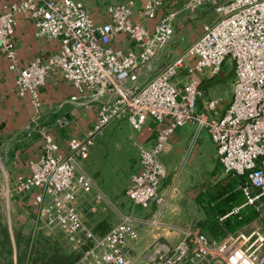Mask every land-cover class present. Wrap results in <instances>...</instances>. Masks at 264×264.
Here are the masks:
<instances>
[{
  "label": "built area",
  "instance_id": "built-area-1",
  "mask_svg": "<svg viewBox=\"0 0 264 264\" xmlns=\"http://www.w3.org/2000/svg\"><path fill=\"white\" fill-rule=\"evenodd\" d=\"M162 4L141 0L134 9L133 0L108 2L107 18L99 22L82 0H10L0 12V54L15 70V93L28 96L34 111L24 132L40 136L37 156L27 160L25 174L14 176L13 188H34L32 231L61 234L70 249L80 251V264H135L127 255L139 240L135 217L120 213L105 232L96 234L76 205L86 194H91L92 210L108 202L77 159L114 118L125 116L136 131L149 118L158 123L151 144L133 141L138 164L124 188L132 206L146 208L152 199L161 200L156 192L165 168L158 153L175 127L191 123L194 135L206 130L223 171L244 177L239 184L244 203L262 204L264 211V0H184L180 8L188 13L206 5L216 15L202 22L198 35L167 62L162 56L173 38L176 9L157 15ZM19 13L31 20L35 36L55 40L57 48L20 62L12 40ZM119 34L132 42L130 48L113 45ZM226 59L232 62L230 95L217 115V97L203 99L198 107L200 75L218 73ZM54 71L98 102L93 122L82 135L68 139L65 151L59 150L39 116L38 87ZM150 222L156 224L157 219ZM166 228L172 239L151 240L141 255L143 264H264L260 226L218 237L196 228Z\"/></svg>",
  "mask_w": 264,
  "mask_h": 264
},
{
  "label": "crops",
  "instance_id": "crops-1",
  "mask_svg": "<svg viewBox=\"0 0 264 264\" xmlns=\"http://www.w3.org/2000/svg\"><path fill=\"white\" fill-rule=\"evenodd\" d=\"M8 1L10 0H0V12ZM89 1H92V4L88 6L92 18L96 22L106 19L107 16L104 13V6L106 3L103 5L101 4L102 2H98L99 0ZM89 1L84 0L83 2L89 4ZM170 8L176 9V14L181 9L173 6L164 7L162 4L160 10L157 11V15ZM134 18H137L136 15ZM144 22L150 24L153 20ZM198 33L199 32L193 33L191 36H188L189 42H191ZM12 40L17 58L23 63L35 54H46L57 48L55 40H46L42 37L35 36L33 34L31 20L22 13L15 16L12 26ZM113 45L122 49H128L132 46V42L122 34H119L116 40L113 41ZM169 51L170 49L168 48L164 50L165 55L163 53V61L167 60ZM14 76L15 70L7 67L6 60L0 54V166L3 173V180L5 181V188L4 186L3 188L7 194L5 203H7V209L10 206L12 211V215H10L8 211L2 212V208H0V220L6 222L5 225L7 226L12 245L11 258L7 264H17L15 262L10 223L13 225L18 224L20 232L26 235L33 232L31 220L34 208L32 207L31 199L35 190L31 188L28 190L23 189L15 191L13 188V179L18 173L25 174L27 172V160L36 157L40 148V136L38 133L32 131L26 135L24 132V126L31 119L34 111L28 96H18L15 93L13 89ZM145 77L146 75L141 77L140 81ZM38 95L41 100L39 116L42 122L47 126L51 136L57 142L59 150L65 151L68 139L73 135H82L84 130L93 122L96 116L98 102L90 98L86 91L79 92L71 81L63 78L55 71L47 74L44 83L38 87ZM222 107L223 104L221 102L219 108L222 109ZM157 127L158 123L154 119H147L143 126L135 132L133 141H139L145 145L151 144ZM198 133L199 131L194 135L193 125L190 126L188 124L185 128H182V125L175 127L169 134L167 143L161 151L163 155H161V158L163 157L164 162L163 166H165L163 180L169 177L167 176L169 170L173 169L176 164H178L176 170H179L186 160L199 161L201 156L200 143H202V141L199 140L197 136ZM166 157L167 159H165ZM136 167L137 165L135 168ZM192 168L191 166L189 170L195 171V173L201 171ZM181 179H183V177ZM188 184L189 183L183 180L172 190V196L176 197L177 195L179 202L185 200V196L189 194V190L193 191L191 192V196L194 198L195 194L202 188L192 187L190 189ZM163 188L164 186L161 190ZM88 195H90L89 198L87 195H84L76 202L86 225L92 228L93 225L100 220L107 222L108 227L114 224L117 219L115 221L110 220L106 214L101 213L104 209L112 207L113 203L106 197L108 200L107 203L102 201L92 210L90 208L92 203L91 194ZM125 197L124 194L121 199L124 200L126 199ZM173 197L170 199L173 200ZM128 206L131 207L130 205ZM154 215V213L151 214L152 217H154ZM139 217L140 216H137V219H139ZM8 219H11V221L8 222ZM136 222L135 220V223ZM136 229L139 240L135 245L128 248L127 255L135 264H143L141 257L143 254L142 251L145 250L149 241L146 242L147 240L144 238L142 232L145 230H142L141 226H137ZM133 253L135 254L133 255Z\"/></svg>",
  "mask_w": 264,
  "mask_h": 264
},
{
  "label": "rangeland",
  "instance_id": "rangeland-1",
  "mask_svg": "<svg viewBox=\"0 0 264 264\" xmlns=\"http://www.w3.org/2000/svg\"><path fill=\"white\" fill-rule=\"evenodd\" d=\"M111 1L114 2L121 0H99L98 2H102L101 4L104 5ZM133 1L134 9H137L141 0ZM89 2V4L84 2L87 7L92 4V1ZM163 2L164 7L173 6L175 8H180L184 0H163ZM215 15V12L206 5L199 7L192 13L180 9L174 18V34L172 40L167 45V48L170 49V51L167 54V60L164 61L167 62L176 55L181 54L190 43L188 36L199 32L200 24L204 21L212 20ZM231 78L232 62L228 59L222 62L218 73L210 76L201 74L200 83L202 94L198 100V107L202 105L203 99L209 97L219 98L224 106V103L230 95ZM221 111L222 109L217 108V115H219ZM208 113L210 115H215L212 111H208ZM188 124L192 126L191 123H185L182 124V128H185ZM135 132L136 130L130 126L125 116L114 118L103 125L101 133L94 136L92 143L87 147L85 154L77 159L79 167L92 178L99 189L105 193V197L113 203L112 207L104 209L101 213L106 214L110 220L114 221L116 219L118 220V215L120 213H131L137 221L135 226H141V229L145 230L142 232L144 238L147 240L146 242H151L154 238L160 240L172 239L169 238L170 233L166 228V225L168 224H172L178 229L189 227L202 230L198 221L204 217V212L201 207L195 203L191 196V192L193 191L189 190V194H186L185 200L179 202L177 195L176 197L172 196V190L183 180L189 183L188 186L190 189L192 187H202L201 189H203L223 178L226 174L236 176L237 179L239 178L238 175L225 173L223 171L222 165L214 154V144L210 140L206 130L201 129L197 134L199 140L202 141V143H200L201 156L199 161L186 160L179 170H176L178 165L176 164L173 169L169 170V173L167 172V176H169L170 179L167 176L165 180H163V177L160 179L156 192V197H161L159 202H156V199H152L149 206L146 208L138 205L132 206L127 197H125L126 199L124 200L121 198H123L124 195V186L127 184V177L138 164V151L135 144H133ZM161 155L162 153L160 151L158 153V159L163 164V157L161 158ZM165 159H167V157ZM191 166L193 167L192 169H199L201 171L195 173V171L189 170ZM2 174L0 166V208H2V212L8 211L9 214L12 215L10 206L7 209V203H5L7 194L5 193V181L3 180ZM182 177L183 179H181ZM163 186L164 188L162 191L161 188ZM86 195L89 198L90 195ZM172 197L174 198L173 200L170 199ZM257 208V216L237 229H241L245 233L249 232L256 225L260 226L261 229H264L263 205L258 204ZM152 213L155 214L154 217L151 216ZM137 216H140L139 219H137ZM155 218L157 219V223H151L150 220ZM9 221H11V219H8V222ZM0 222L6 223L4 220H0ZM14 226L19 228L18 224L13 225L10 223L11 228ZM28 237L30 238L29 241L31 244L28 250L30 252L28 260H31L33 256L45 258V248L48 243L47 238L50 242L58 244L64 252H70L72 250L65 242L62 235L58 233L46 234L43 230L38 229L32 233L30 232ZM174 239L175 236L173 237V240ZM22 243L24 244V242ZM22 243L20 241V247ZM12 244H14L13 239ZM2 251H4V249L0 247V264H7L11 255L5 256V251ZM16 252L15 255L18 256L19 251ZM134 254L135 253H133V255ZM15 262H18V258H15ZM75 264L80 263L76 262Z\"/></svg>",
  "mask_w": 264,
  "mask_h": 264
},
{
  "label": "trees",
  "instance_id": "trees-1",
  "mask_svg": "<svg viewBox=\"0 0 264 264\" xmlns=\"http://www.w3.org/2000/svg\"><path fill=\"white\" fill-rule=\"evenodd\" d=\"M238 177L237 179L236 176L226 174L223 178L195 194L193 199L204 212V217L198 221L202 229L200 231L207 236H222L248 223L257 216L258 208L254 204L244 203L245 197L239 188V184L244 180V177L241 175ZM233 207H237L236 210H232ZM108 228L107 222L100 220L93 225L91 230L96 234H102ZM11 230L15 254L16 251H19L18 256L15 255V258H18L17 264H75L78 260L79 250L64 252L58 244L50 242L48 238L45 258L33 256L31 260H28L30 255L28 250L31 246L30 238L28 235L22 234L17 226H14ZM20 241L21 243L24 242L21 247ZM0 244V247L5 251H2L5 256L11 255V239L7 226L2 222H0Z\"/></svg>",
  "mask_w": 264,
  "mask_h": 264
},
{
  "label": "water",
  "instance_id": "water-1",
  "mask_svg": "<svg viewBox=\"0 0 264 264\" xmlns=\"http://www.w3.org/2000/svg\"><path fill=\"white\" fill-rule=\"evenodd\" d=\"M236 208H233V210H235Z\"/></svg>",
  "mask_w": 264,
  "mask_h": 264
}]
</instances>
